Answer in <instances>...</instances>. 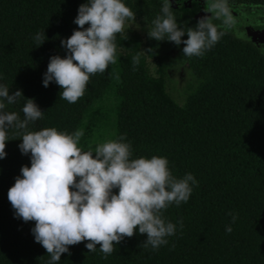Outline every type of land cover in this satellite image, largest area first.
Masks as SVG:
<instances>
[{
    "label": "trees",
    "instance_id": "1",
    "mask_svg": "<svg viewBox=\"0 0 264 264\" xmlns=\"http://www.w3.org/2000/svg\"><path fill=\"white\" fill-rule=\"evenodd\" d=\"M85 2L0 0V84L10 93L21 90L44 111L29 130L54 127L71 134L83 129L78 146L85 151L123 135L132 158L166 157L174 176L192 173L198 186H192L187 203L164 210L165 219L177 225L166 245L145 249L146 234L137 228L106 259L99 245L89 252L85 241L70 246L57 264H264V53L227 32L203 57L184 56L183 44L148 36L163 0H124L145 26L143 34L132 29L117 34V62L92 75L83 97L68 103L54 81L44 87L43 75L51 56L67 55L61 41L78 28L74 19ZM251 4L264 5V0ZM172 8L185 29L199 20L184 7ZM41 32L45 41L37 46L34 37ZM187 38L185 32L182 40ZM173 53L193 77L182 104L166 87ZM25 98L5 110L23 118ZM16 132L9 128V138ZM21 142L7 141V155L0 159V264H47L50 257L31 232L35 222L17 218L8 200L21 167L31 166ZM230 212L237 216L234 223ZM228 225L231 233L225 231Z\"/></svg>",
    "mask_w": 264,
    "mask_h": 264
},
{
    "label": "clouds",
    "instance_id": "2",
    "mask_svg": "<svg viewBox=\"0 0 264 264\" xmlns=\"http://www.w3.org/2000/svg\"><path fill=\"white\" fill-rule=\"evenodd\" d=\"M205 11L211 15L185 29L177 22L171 0H163L161 14L152 21L148 36L183 44L184 56L203 57L238 23L228 0H206ZM129 20H135V12L124 0L82 3L74 19L78 28L61 41L67 55L50 57L44 87L54 81L61 88V99L78 102L91 76L103 74L117 62L116 35L126 32ZM185 32L188 38L182 40ZM34 39L37 46L42 45L45 32L37 33ZM139 62L137 53L131 61L134 70ZM21 97L25 98L21 90L10 93L0 84V159L7 155L6 142L16 138L22 141L18 145L21 153L30 154L31 166L21 167L8 190V200L17 218L35 222L31 232L49 255L47 264H57L70 246L85 241L89 252H95L99 245L106 259L116 245L135 235L137 228L139 234H146L145 249L166 245L177 225L167 221L163 212L170 205L188 202L192 186H198L194 175L177 178L163 156L132 158V146L123 135L85 151L78 146L83 129L71 134L54 127L29 130V124L42 119L44 111L34 98H25L23 118L18 112L5 110ZM9 128L17 130L12 138ZM228 214L234 223L237 216ZM177 223L182 229L183 221ZM225 231L231 233V225Z\"/></svg>",
    "mask_w": 264,
    "mask_h": 264
},
{
    "label": "flooded vegetation",
    "instance_id": "3",
    "mask_svg": "<svg viewBox=\"0 0 264 264\" xmlns=\"http://www.w3.org/2000/svg\"><path fill=\"white\" fill-rule=\"evenodd\" d=\"M203 2L205 3L206 0H203ZM248 2L249 0H228L229 7L238 21L235 29L228 32L250 40L264 53V5L251 4L248 6ZM176 7H188L205 11L204 6H188L183 2H178Z\"/></svg>",
    "mask_w": 264,
    "mask_h": 264
},
{
    "label": "rangeland",
    "instance_id": "4",
    "mask_svg": "<svg viewBox=\"0 0 264 264\" xmlns=\"http://www.w3.org/2000/svg\"><path fill=\"white\" fill-rule=\"evenodd\" d=\"M178 2H183L188 6L205 7L203 0H171V6L176 7ZM126 31L128 29L135 30L140 34H143L145 26L137 20L126 22ZM175 53L172 54L173 59L170 62L169 68L167 69V90L171 96L179 103L182 104L185 98V94L188 90L189 84L193 82V77L188 68L181 64L180 61L175 57ZM147 65L150 73L156 74V66L152 60H147Z\"/></svg>",
    "mask_w": 264,
    "mask_h": 264
},
{
    "label": "water",
    "instance_id": "5",
    "mask_svg": "<svg viewBox=\"0 0 264 264\" xmlns=\"http://www.w3.org/2000/svg\"><path fill=\"white\" fill-rule=\"evenodd\" d=\"M184 10H187V11H190L192 12L193 14H195V16L197 17V19H200L201 17H204V16H210L211 13H208L204 10H195V9H192V8H188V7H184L183 8ZM214 23H220V21L218 20H213Z\"/></svg>",
    "mask_w": 264,
    "mask_h": 264
}]
</instances>
